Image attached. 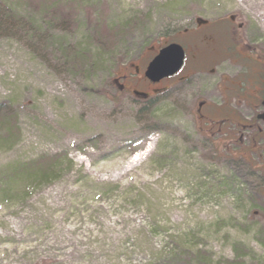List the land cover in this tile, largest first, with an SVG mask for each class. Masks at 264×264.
<instances>
[{
	"label": "rangeland",
	"instance_id": "1",
	"mask_svg": "<svg viewBox=\"0 0 264 264\" xmlns=\"http://www.w3.org/2000/svg\"><path fill=\"white\" fill-rule=\"evenodd\" d=\"M0 4L19 18L0 22V264H264V0ZM195 18L218 56L182 32ZM170 42L204 50L182 73L198 80L118 88L145 90Z\"/></svg>",
	"mask_w": 264,
	"mask_h": 264
},
{
	"label": "flooded vegetation",
	"instance_id": "2",
	"mask_svg": "<svg viewBox=\"0 0 264 264\" xmlns=\"http://www.w3.org/2000/svg\"><path fill=\"white\" fill-rule=\"evenodd\" d=\"M234 19V17H232V20ZM210 22H207V24L205 25H200V26H196V29L194 31H188L187 29H184L182 32L183 33H188V32H191L193 34H198V42L202 45H204V43L208 44V45H214V51H211L210 49L207 51V53L209 55H212L210 54V52L213 53V57H216L219 55V48L217 47V39L211 34V35H206L205 34V31L204 29L208 26H210ZM239 25V24H238ZM241 25V24H240ZM216 35V34H215ZM213 36V37H212ZM211 40H214V43L211 42ZM236 46H238L239 48V51L242 52L244 55L246 53L250 54L249 51H246V50H249L250 48H244L246 46H244L241 41H237V44ZM201 48V47H198V45H195L193 46V49L190 51L191 54H189L188 50H185V59H184V62H183V65L180 69V71H178L175 75L171 76L170 78L171 79H174V84L175 85V91L177 92V89L178 87L185 83V82H194L195 80H198L199 77H197V79H192L193 77V74H189V75H183L182 72H184V68H185V65H186V57L188 56L189 60H196L198 61V59L200 58H204V55H205V52L204 50H202V53H197V50ZM191 57V58H190ZM259 61H262L264 62V60H260L258 59ZM186 61V62H185ZM260 65H264V63H261ZM135 73H138L139 72V69L138 67H135ZM202 70V69H201ZM203 71V70H202ZM142 77H143V73H142ZM134 78V74H126V75H123L121 77L120 80L118 79H114V82L117 84L118 88L120 90H125L127 91L128 93H130L133 97H137V98H143V99H147L149 98L152 94V92L154 91H157V89L153 88V84L149 83L148 81L145 82V90H139L137 88H133L134 85H128L126 86L124 84V82H130L131 80H133ZM241 78V77H240ZM143 79V78H142ZM145 79V78H144ZM168 79V78H166ZM165 80V79H163ZM163 80H161L159 83H161ZM120 81H123V83H121ZM157 83V84H159ZM230 86V85H229ZM260 93H258L259 95H257V98L258 100L256 102H254L253 104L258 108V112H260L262 110V106H261V103L262 101L264 100V81H263V85L262 87L260 88ZM256 93V91L254 92ZM181 94V89L178 91L177 93V96H179ZM220 108V107H219ZM216 105L212 106L210 103H208L207 100L205 99H200V100H196L194 105H193V115L195 117V119L197 120L198 124H200V126L202 127L201 130H204L203 129V126H208L206 127V131L210 132V134H215L216 132H219L222 130V128L224 127V125H226L225 121L227 120L228 117L226 116H217L215 115V110H218L219 109ZM256 121L257 122H260L258 119H257V115H256ZM203 123L205 125H203ZM263 131H264V124H263V127H262ZM261 129H260V133L262 134ZM262 135H260L261 137Z\"/></svg>",
	"mask_w": 264,
	"mask_h": 264
},
{
	"label": "water",
	"instance_id": "3",
	"mask_svg": "<svg viewBox=\"0 0 264 264\" xmlns=\"http://www.w3.org/2000/svg\"><path fill=\"white\" fill-rule=\"evenodd\" d=\"M198 24H204L206 21L197 20ZM183 49L176 43H170L161 48L152 58L145 69V76L156 82L163 77L172 75L181 66L183 61ZM263 111L257 115V118L264 122V101L262 102Z\"/></svg>",
	"mask_w": 264,
	"mask_h": 264
},
{
	"label": "trees",
	"instance_id": "4",
	"mask_svg": "<svg viewBox=\"0 0 264 264\" xmlns=\"http://www.w3.org/2000/svg\"><path fill=\"white\" fill-rule=\"evenodd\" d=\"M19 19L15 14L9 13L4 6L0 4V22L3 25H9L11 22H17Z\"/></svg>",
	"mask_w": 264,
	"mask_h": 264
}]
</instances>
